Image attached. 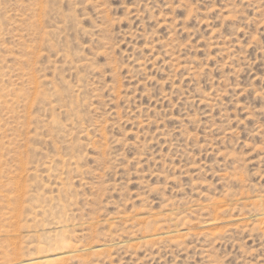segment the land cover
I'll return each mask as SVG.
<instances>
[{"label":"rangeland","instance_id":"1","mask_svg":"<svg viewBox=\"0 0 264 264\" xmlns=\"http://www.w3.org/2000/svg\"><path fill=\"white\" fill-rule=\"evenodd\" d=\"M48 260L264 264V0H0V264Z\"/></svg>","mask_w":264,"mask_h":264},{"label":"bare ground","instance_id":"2","mask_svg":"<svg viewBox=\"0 0 264 264\" xmlns=\"http://www.w3.org/2000/svg\"><path fill=\"white\" fill-rule=\"evenodd\" d=\"M47 259V258H46ZM48 261H50V260H48ZM48 261H45V262H48ZM44 262V261H43ZM51 262V261H50ZM55 262V261H54ZM50 264H52V262L50 263Z\"/></svg>","mask_w":264,"mask_h":264}]
</instances>
